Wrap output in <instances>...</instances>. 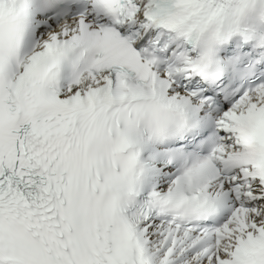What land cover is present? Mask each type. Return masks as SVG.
Instances as JSON below:
<instances>
[{
    "label": "snow or ice",
    "instance_id": "obj_1",
    "mask_svg": "<svg viewBox=\"0 0 264 264\" xmlns=\"http://www.w3.org/2000/svg\"><path fill=\"white\" fill-rule=\"evenodd\" d=\"M0 264H264V0H0Z\"/></svg>",
    "mask_w": 264,
    "mask_h": 264
}]
</instances>
